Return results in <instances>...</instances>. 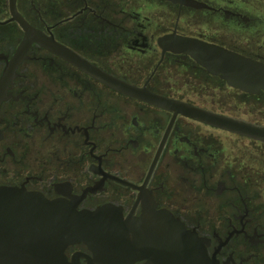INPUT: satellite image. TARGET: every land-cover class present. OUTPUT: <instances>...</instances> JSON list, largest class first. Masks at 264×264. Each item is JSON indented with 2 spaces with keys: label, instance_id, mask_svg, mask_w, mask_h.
Returning a JSON list of instances; mask_svg holds the SVG:
<instances>
[{
  "label": "flooded vegetation",
  "instance_id": "1",
  "mask_svg": "<svg viewBox=\"0 0 264 264\" xmlns=\"http://www.w3.org/2000/svg\"><path fill=\"white\" fill-rule=\"evenodd\" d=\"M10 3L0 0V187L112 228L110 241L68 243L47 264H108L103 252L113 264H264V142L118 91L61 54L264 126L245 99L264 91L232 87L160 43L193 37L264 63V0H14L54 47L24 41Z\"/></svg>",
  "mask_w": 264,
  "mask_h": 264
},
{
  "label": "water",
  "instance_id": "2",
  "mask_svg": "<svg viewBox=\"0 0 264 264\" xmlns=\"http://www.w3.org/2000/svg\"><path fill=\"white\" fill-rule=\"evenodd\" d=\"M10 2L14 17L26 31L24 41L28 42L35 37L46 46L47 44H52V47L58 46L56 42L52 40L48 42L37 34L14 11V0ZM160 40L163 50L182 51L189 54L212 74H219L232 87L249 93L264 91V63L215 44L204 43L193 37L168 34ZM61 50L62 56L118 91L172 110L175 114L181 113L207 124L264 142V126L234 119L153 93L146 87H137L108 75L65 48ZM97 216L93 213L77 212L71 206H62L59 202L48 201L36 193L11 187H0V264L58 263L63 259L62 250L68 243L83 241L96 244L97 240L110 241L111 236L107 234L104 237L105 232L112 231L110 224L99 221ZM171 220H173L171 215L167 213L166 224L170 225ZM182 230L184 231L183 227ZM102 254L104 255L100 256L101 259L103 256L108 264L114 263L106 253ZM204 256L203 250L200 249L198 263Z\"/></svg>",
  "mask_w": 264,
  "mask_h": 264
},
{
  "label": "rangeland",
  "instance_id": "3",
  "mask_svg": "<svg viewBox=\"0 0 264 264\" xmlns=\"http://www.w3.org/2000/svg\"><path fill=\"white\" fill-rule=\"evenodd\" d=\"M186 87H187V86H186ZM188 93H189V97H195L194 92H192V91H188ZM224 97H226L227 100H230V99L232 98L231 93L227 94V96H225V94H223V98H224ZM226 98H225V99H226ZM245 99H246V103H248V104H255V105H258V107L261 108V111H262V110L264 111V98L259 99V98H252V97H249V98H245ZM254 99H256V100H254ZM233 100H234V99H233ZM230 101H231V100H230ZM234 101L237 102V98H236ZM243 108H245V106H244Z\"/></svg>",
  "mask_w": 264,
  "mask_h": 264
}]
</instances>
